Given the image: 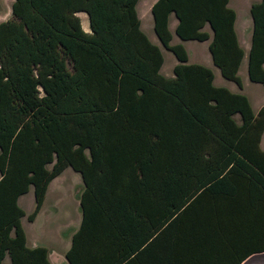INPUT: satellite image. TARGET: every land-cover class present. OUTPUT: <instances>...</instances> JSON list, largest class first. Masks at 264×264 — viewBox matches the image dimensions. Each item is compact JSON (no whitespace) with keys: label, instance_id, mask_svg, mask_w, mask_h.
Listing matches in <instances>:
<instances>
[{"label":"trees","instance_id":"1","mask_svg":"<svg viewBox=\"0 0 264 264\" xmlns=\"http://www.w3.org/2000/svg\"><path fill=\"white\" fill-rule=\"evenodd\" d=\"M12 0L0 22V264H50L29 249L32 222L65 168L80 177L69 264H255L264 254V105L215 87L170 44L208 41L212 66L241 88L244 57L228 0ZM87 19L88 33L76 16ZM246 76L264 90V0L249 8ZM237 118V120H235ZM50 165V169L47 166Z\"/></svg>","mask_w":264,"mask_h":264},{"label":"rangeland","instance_id":"2","mask_svg":"<svg viewBox=\"0 0 264 264\" xmlns=\"http://www.w3.org/2000/svg\"><path fill=\"white\" fill-rule=\"evenodd\" d=\"M154 0H138L135 10L140 21V29L147 37V39L155 44H158L152 31V23L150 19L148 7ZM251 0H229V7L234 9L238 20L248 17V5ZM12 0H0V22L10 18V5ZM81 29L88 33L87 19L84 14H78ZM77 16V17H78ZM174 20H171V23ZM175 22V21H174ZM173 24V23H172ZM171 29V27H170ZM237 32L239 41L243 44L244 36L240 30V23L237 24ZM172 44H181L173 37ZM186 54L189 56V64L195 63L192 61H200L208 58L206 44L197 42L183 43ZM162 52V66L160 75L171 77V68L175 64L173 57L161 50ZM245 60L242 62V67L239 71L240 79L243 81V94L247 97L251 109L255 112L259 105L264 104V90L260 85L249 84L245 75ZM213 69V68H212ZM214 71L213 85L223 83L225 87L236 91L235 87L221 80L217 70ZM237 120V118H235ZM260 148L264 150V134L260 141ZM50 165L47 169H50ZM82 190L80 177L70 168H65L56 178L51 180L44 196L42 206L36 215L34 222L31 224L26 221V216L33 210L34 203L32 197V190L21 196L18 201V207L25 213V217L21 219V227L26 237V245H36L38 247H45L46 244L52 245L58 238V234H66L67 229L72 228L75 222L76 214V198ZM79 215V214H78ZM42 236V238H41ZM255 259H263V262L255 264H264V254L256 255ZM7 258L3 262L7 263Z\"/></svg>","mask_w":264,"mask_h":264},{"label":"crops","instance_id":"3","mask_svg":"<svg viewBox=\"0 0 264 264\" xmlns=\"http://www.w3.org/2000/svg\"><path fill=\"white\" fill-rule=\"evenodd\" d=\"M156 0H154L151 4H150V6L155 2ZM260 0H251V2L249 3V5H248V17H244V18H242L241 20H238V18H237V14H236V12L234 11V9H231L230 7H229V0H228V2H227V7L228 8H230L231 10H233L234 11V13H235V21H234V31H235V34H236V38H237V41H238V44H239V46L242 48V50H243V52H244V57H243V59H242V61H241V63H240V65H239V67H238V71H237V75H238V77H239V79H240V76H239V71H240V69H241V67H242V62H243V60H245V67H244V69H245V75H246V54H247V51H248V49H249V43H250V33H251V19H250V16H249V8H250V6L252 5V4H255V3H258ZM150 6L148 7V9H150ZM78 14L79 13H77L76 14V16H78ZM137 14V13H136ZM78 18H79V16H78ZM150 19H151V17H150ZM174 20L172 23H171V20ZM80 20V19H79ZM140 22V21H139ZM80 23L82 24V22H81V20H80ZM151 23H152V21H151ZM238 23H240V30L242 31V34H243V36H244V39H243V44H241L240 43V41H239V37H238V32H237V24ZM175 25H176V20L174 19V17L171 15L170 17H169V19H168V25H167V27H168V30H169V32H170V34H171V41H170V44L171 45H173L171 42L173 41V37H175L174 36V34H173V30H174V27H175ZM170 27H171V29H170ZM88 29V28H87ZM155 37V36H154ZM176 38V37H175ZM156 39V38H155ZM177 39V38H176ZM177 41H178V39H177ZM151 42V41H150ZM191 42H193V41H188V42H181L182 43V46H183V43H191ZM152 44H154V45H156L158 48H159V50H160V52H161V50H163L161 47H160V45H159V43L158 44H155V43H153V42H151ZM200 44H206V46H207V44H208V41H204V42H201ZM183 48H184V46H183ZM207 48V47H206ZM185 50V49H184ZM165 51V50H164ZM165 52H167V51H165ZM186 52V51H185ZM168 53V52H167ZM170 54V53H169ZM161 55H162V52H161ZM171 55V54H170ZM172 56V55H171ZM186 56H187V64H189V56L186 54ZM173 57V56H172ZM174 59V58H173ZM175 61V60H174ZM162 62H163V59H162ZM192 62H195V63H191V64H197V65H201V66H204V67H206V68H208V69H210V71L212 72V74H213V79H214V71H213V69H215L213 66H212V64H211V61H210V58H209V55H208V58H205V60H200V61H192ZM175 64H176V61H175ZM174 64V65H175ZM173 65V66H174ZM162 66V65H161ZM213 68V69H212ZM160 69H161V67H160ZM171 70H172V68H171ZM216 70V69H215ZM218 72V71H217ZM159 73H160V70H159ZM219 74V73H218ZM164 78H171V77H165V76H163ZM246 79H247V76H246ZM222 80V79H221ZM224 81V80H223ZM226 82V81H225ZM240 82H241V88L240 89H238V88H236V86L234 85V84H232V83H230V82H226V83H230V84H232L234 87H235V89H236V91H233L232 89H229L228 87H225L224 85H223V83H221V82H219L218 83V85H214L215 87H223V88H226L227 90H229L231 93H238V94H242V95H244L243 94V81L240 79ZM247 82L249 83V84H253V83H250L249 81H248V79H247ZM212 83H213V81H212ZM254 85H257V84H254ZM245 96V95H244ZM246 97V96H245ZM246 99H247V97H246ZM248 100V99H247ZM248 103H249V101H248ZM250 105V104H249ZM262 105H264V104H261V105H259V107H258V109L262 106ZM251 108V107H250ZM257 109V110H258ZM252 110V109H251ZM257 110L254 112L253 110H252V112L255 114L256 112H257ZM264 134V133H263ZM263 134H262V137H261V139L263 138ZM261 139H260V141H261ZM259 147H260V142H259ZM261 149V148H260ZM263 152H264V150H262ZM50 184V183H49ZM49 186V185H48ZM48 186H47V188H48ZM29 191V190H28ZM46 191H47V189H46ZM82 191V190H81ZM81 191H80V193H81ZM46 193V192H45ZM80 195V194H79ZM79 195L77 196V198H76V214H75V222H74V224L72 225V228H70V229H67L69 232L68 233H66V234H58V238L56 239V241L52 244V245H48V244H46V246L45 247H43V248H45L46 249V251H47V259H48V261H49V263L50 264H69L68 263V261L65 259V253L69 250V248H70V245H71V236L73 235V233H75L76 232V230L78 229V226H79V223H80V211H79V206H78V197H79ZM21 197V196H20ZM19 197V198H20ZM18 198V199H19ZM18 199H17V201H18ZM42 206V205H41ZM41 208V207H40ZM40 210V209H39ZM39 212V211H38ZM25 214V213H24ZM38 214V213H37ZM79 214V215H78ZM35 218H36V216H35ZM35 218L33 219V221L32 222H34V220H35ZM32 222H29L30 224L32 223ZM24 232V231H23ZM24 236H25V234H24ZM41 238H42V236H41ZM25 246L27 247V248H29V249H32V248H35V247H38V246H36V245H30V246H27L26 245V237H25ZM255 256L256 255H253V256H251L250 257V259H255ZM8 262V261H7Z\"/></svg>","mask_w":264,"mask_h":264}]
</instances>
